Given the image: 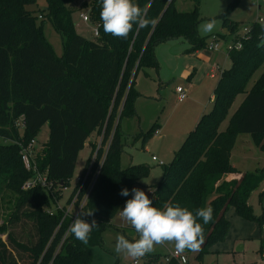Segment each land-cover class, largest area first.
Returning a JSON list of instances; mask_svg holds the SVG:
<instances>
[{
	"label": "trees",
	"instance_id": "16d2710c",
	"mask_svg": "<svg viewBox=\"0 0 264 264\" xmlns=\"http://www.w3.org/2000/svg\"><path fill=\"white\" fill-rule=\"evenodd\" d=\"M46 1L47 6L36 13L28 6L37 0H0V136L10 141L0 144V206H8L0 234H7L11 244L29 254V264H90L91 246L101 241L102 231L131 199L130 195L121 196V189L131 190L151 172L145 163L122 166L127 143L122 123L137 114L135 102L141 95L136 87L138 74L158 68L155 49L163 42L184 38L192 51L208 43L198 33V7L180 11L176 0H134L157 23L134 30L126 40L104 33L99 16L101 0L91 3V19L101 24L100 35L91 38L76 29L73 0ZM230 7L222 14L225 33L218 36L237 41L241 37L239 24L227 17ZM46 17L62 37L61 56L43 34ZM242 42L241 49L229 52L231 62L218 80L213 107L201 115L172 161L163 164V178L151 190L153 206L161 210L165 204H179L192 212L212 207V222L205 225L198 220L204 228L205 242L197 258L228 235L230 221L226 213L230 207L240 216L264 225V214L255 216L249 202L251 193L263 182L264 172H246L223 181L226 174L241 173L231 162L240 133L251 134L264 151V68L252 87L246 89L264 64V25L253 23ZM242 93L244 99L222 130V123ZM22 117L23 127L19 124ZM45 124H49V140L39 147L36 144L33 156L38 169L54 181V187L25 190L22 186L34 171L24 166L19 142L27 146L37 140ZM156 129L155 123L133 138L139 137L145 148ZM94 132L103 135L104 146L111 138L84 207L93 213L98 226L92 230L87 245L71 233L60 245L69 220L57 229L63 212L48 211L55 208L52 192L59 199L62 190L70 185L79 153ZM95 148L96 142L91 154ZM103 151H98L99 158ZM22 218L34 224L37 239L33 243L19 242L10 231ZM6 251L0 237L2 264H7ZM260 252L263 256L264 237ZM151 255L154 261L161 257L158 253Z\"/></svg>",
	"mask_w": 264,
	"mask_h": 264
},
{
	"label": "rangeland",
	"instance_id": "374dc122",
	"mask_svg": "<svg viewBox=\"0 0 264 264\" xmlns=\"http://www.w3.org/2000/svg\"><path fill=\"white\" fill-rule=\"evenodd\" d=\"M175 5L180 11H192L196 6L198 7L199 35L205 37L207 43L214 41L215 37L218 38L219 48L214 52L215 56L209 62L220 63L226 68L229 67L231 62L229 53L226 50L229 42L218 36L225 30L222 14L231 6L227 12V17L239 24V34L243 33L244 27L250 28L253 23L257 21L261 23L260 19L264 20V2L262 0H198L197 2L196 0H177ZM46 6V0H37L36 4L30 5L28 8L39 13ZM74 19L77 31L91 38L90 25L79 23V12H76ZM210 19L216 20V27L212 33H204L201 26ZM261 24L264 25V22ZM43 34L56 54L61 56L63 53L62 37L47 17ZM190 48V43L184 38L170 39L156 46L158 68L150 69V77H147L142 71L138 74L137 83H139L142 94L137 97L135 102L137 114L131 119L123 120L122 123L123 128L128 129L127 131L131 136L140 133V130L141 132L147 131L153 124H157L158 131L153 134L149 146L143 148L142 141L137 136L138 139L131 138L126 143L129 147L136 144V147L132 150L125 146L122 155V166L124 167L141 163L150 166L149 176L131 187V189L136 187L143 190L150 199L152 196L151 190L161 181L164 175V166L160 165L158 161H162L165 165L169 164L175 151L187 138L190 129L197 125V121L193 122L195 115L202 113L206 108L205 111L208 112L213 107V95L221 74L216 78L207 77L202 87L195 88L194 86L188 98L184 100L185 103H178L176 87L182 84L185 85L191 72L193 70L195 73L200 72L201 68V61L198 59L200 55L193 56V51ZM205 50L208 49L206 47L202 48V53L206 52ZM263 68L264 64L256 70L246 87L247 90L261 75ZM242 99L243 94H240L222 123V130L228 127L230 117L236 111ZM178 131L179 133L181 131L187 132L181 138L173 140V134H177ZM161 134H165V137L161 138ZM98 138L97 134L95 142ZM48 140L49 124H45L39 131L36 144L39 147ZM9 142V140L0 136V144ZM89 152L88 144L80 151L70 185L62 190L58 205H64L72 193L77 178L81 175L89 158ZM154 155L158 158V161L152 159ZM231 160L242 172H256L258 170L264 172V151L255 144L249 133L238 135ZM130 198H132L131 191ZM249 202L255 216L260 217L264 214V179L259 187L251 193ZM124 206L125 204L115 215L111 225L102 231L101 241L91 246L92 261L90 264H133V258L118 255L114 251L117 235L123 234L131 240L138 238L134 228L120 217L119 213ZM7 207V204L0 206V224L6 217L7 210L5 208ZM226 217L230 221V230L225 239L213 244L201 258H197L198 252L189 251L191 262L196 264H264V257L260 252L261 237H264L263 226L255 219L240 216L233 207L228 209ZM10 231L19 242L29 244V242L33 243L37 239L34 224L25 218L17 222L14 227H11ZM0 237L6 245L5 260L7 264H29L30 259L27 252L11 244L7 234H0ZM240 245H242V250H238ZM2 247L1 252H3ZM174 248V244L165 243L156 246L150 254L158 253L160 256H164Z\"/></svg>",
	"mask_w": 264,
	"mask_h": 264
},
{
	"label": "clouds",
	"instance_id": "9594fccd",
	"mask_svg": "<svg viewBox=\"0 0 264 264\" xmlns=\"http://www.w3.org/2000/svg\"><path fill=\"white\" fill-rule=\"evenodd\" d=\"M103 31L113 37L128 39L131 32L141 28L155 26L157 21L147 17V9L142 8L134 0H101L99 13ZM204 33H212L216 27V20L210 19L202 26ZM131 199L126 200L120 211V217L126 221L137 233L138 238L131 240L123 234L116 237L114 251L118 255L133 258L139 264L141 258L152 253L156 246L172 243L177 253L185 250L199 252L205 242L203 224L213 220V209L207 208L190 211L179 204H165L163 210L153 206V200L141 189L133 187L131 190L122 188L120 195ZM92 212L75 215L68 231L82 244L87 245L91 232L98 226L95 219L90 222L85 217L92 216Z\"/></svg>",
	"mask_w": 264,
	"mask_h": 264
},
{
	"label": "built area",
	"instance_id": "2783aa9c",
	"mask_svg": "<svg viewBox=\"0 0 264 264\" xmlns=\"http://www.w3.org/2000/svg\"><path fill=\"white\" fill-rule=\"evenodd\" d=\"M92 1L93 0H73L72 3L76 8V12L77 13L79 12V18H80L79 23L81 22V23H85L88 26L90 25L91 36L98 37L100 35L99 28L101 24L99 22H93L91 19ZM262 1L264 2V0ZM260 21L261 23L264 22L263 19H260ZM249 29L250 28L244 27L241 37L237 41H230L227 44L226 50L228 53L231 50L242 48V44H243L242 39L247 36ZM217 40L218 38L215 37L214 41L208 43L207 48L211 50H218L219 45L217 43ZM176 92L178 94L179 101H183L188 96L187 94L188 91L183 85L177 86ZM19 124L20 126L23 127V117L20 119ZM110 141H111V138H109L107 144L104 146L103 135L99 136V138L96 141L95 150L92 152V154H90L81 175L77 178V181L73 188L72 193L69 195L64 205L57 204L58 198L55 195V193L52 192V196H53V199L55 200L56 208H53V209L49 208L48 211L50 213H54L55 210L56 211L60 210L63 212L62 220L60 221V224L58 225L57 229H59L65 221L69 220V224L67 226V229L64 232L60 245L63 243L65 238L70 234L68 231V228H69V225L72 223L75 215L77 214L83 215L84 213H90V212H86L84 207L87 203L89 193L91 192L97 180V177L99 175L101 167L104 163ZM19 144L22 146L21 155H22L24 166L26 167L27 170L34 171V174L28 180L24 182L22 188L25 190H28L33 187L41 186L49 190L53 189L54 181L48 178L47 173L42 172L38 169L36 161L34 159L33 148L36 146V140H31V142H29L27 146H23L21 142H19ZM100 148H103L104 151L99 158L98 151L100 150ZM153 160L158 161V158L156 156H153ZM158 163L160 165H163L162 161H158ZM85 185H87V187H85ZM85 218L89 220V222L93 219L92 216L85 217ZM153 259L154 257L151 254H147L143 258L140 259L139 264H168L172 261H175L176 264H196V263L191 262L190 257H189V252L187 250H185V252L183 253H177L175 248L169 251L164 256H161L159 261H154ZM133 264H136L135 260Z\"/></svg>",
	"mask_w": 264,
	"mask_h": 264
},
{
	"label": "crops",
	"instance_id": "0c3cea01",
	"mask_svg": "<svg viewBox=\"0 0 264 264\" xmlns=\"http://www.w3.org/2000/svg\"><path fill=\"white\" fill-rule=\"evenodd\" d=\"M176 2H177V0H176ZM223 33H225V30H224V32ZM227 42H228V40H227ZM191 45V44H190ZM207 48V47H206ZM208 50H205L206 52H204V53H202V49H197V50H195V51H193V56H195L196 54L197 55H200L199 56V60L201 61V68H200V72H196L195 73V71L193 70V72H191V74H190V76H188V78H187V80H186V82H185V85L184 84H182V85H184V87L186 88V90L188 91L187 92V94H188V96H189V93L191 92V90L194 88V86H195V88L197 87V88H200V87H202L203 86V84H204V82H205V79L207 78V77H211V78H216L217 76H219V74H221L222 73V71L226 68L224 65L222 66L220 63H210L209 62V60H211L215 55H214V52L216 51V50H211V49H209V48H207ZM213 72H214V74H213ZM145 74V73H144ZM147 77H150L151 76V70L149 69V71H148V73L147 74H145ZM138 77V76H137ZM138 81H137V79H136V87H137V89H138V91H139V93L140 94H142L141 93V91H140V88H139V83H137ZM179 86V85H178ZM195 94H196V92H195ZM243 94V99H244V97H245V94L244 93H242ZM240 95V94H239ZM239 95L237 96V98H236V101L238 100V97H239ZM178 96V95H177ZM188 96L185 98V99H187L188 98ZM184 99V100H185ZM213 99H214V95H213ZM242 99V100H243ZM177 100H178V97H177ZM184 100L183 101H179L178 100V103H185L184 102ZM242 100H241V102H242ZM236 103V102H235ZM207 109V108H206ZM206 109H204V111L202 112V113H196L197 115H195V119H193V122H198V120H199V118L201 117V115L205 112V110ZM199 114H201V115H199ZM194 118V117H193ZM193 128V127H192ZM191 128V129H192ZM190 129V130H191ZM126 132H127V140H129V139H131V138H133L132 136H134V135H129V132L126 130V129H124ZM158 131V128L156 129V132ZM155 132V133H156ZM186 132L187 131H181L180 133H179V131H178V133L177 134H173L174 135V138H172L173 140H176V139H179V138H181L182 136H184V134H186ZM96 136H97V133L96 132H94L91 136H90V138L87 140V142H86V144L85 145H89V148H90V152H89V156H90V154H91V150H92V144L95 142V139H96ZM163 137H165V134H161V138H163ZM152 139V138H151ZM149 143H150V141L147 143V145L149 146ZM136 144H134V145H132L131 147H129V146H127L126 145V147L127 148H130V149H134L136 146H135ZM147 145L145 146V147H147ZM234 149H235V146H234V148H233V150H232V153H231V159H232V157H233V151H234ZM88 156V157H89ZM155 156V155H154ZM152 159H153V156H152ZM155 161H157V160H155ZM231 162H232V164L241 172V173H237V174H226L225 176H224V178H223V181H229V180H231L232 178H234V177H236V178H238L241 174H243V173H246V172H242L240 169H239V167L237 166V165H235L234 163H233V161L231 160ZM264 223V222H263ZM264 228V227H263ZM242 250V249H241Z\"/></svg>",
	"mask_w": 264,
	"mask_h": 264
},
{
	"label": "water",
	"instance_id": "95a60500",
	"mask_svg": "<svg viewBox=\"0 0 264 264\" xmlns=\"http://www.w3.org/2000/svg\"><path fill=\"white\" fill-rule=\"evenodd\" d=\"M171 1H172V0H170V2H171ZM241 247H242V245L239 246L238 250H241Z\"/></svg>",
	"mask_w": 264,
	"mask_h": 264
}]
</instances>
